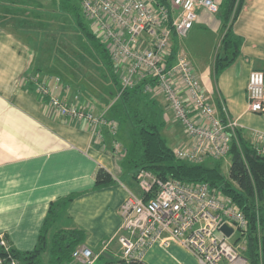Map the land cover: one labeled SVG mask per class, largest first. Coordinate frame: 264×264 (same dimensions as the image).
<instances>
[{
  "label": "crops",
  "instance_id": "obj_1",
  "mask_svg": "<svg viewBox=\"0 0 264 264\" xmlns=\"http://www.w3.org/2000/svg\"><path fill=\"white\" fill-rule=\"evenodd\" d=\"M12 1L22 5L24 0H0V234L7 236L18 250H31L50 203L73 196L55 227L83 229L86 236L80 246L90 248L97 257L112 255L117 260V243L113 241L104 250L103 246L119 227L118 208L128 190L136 193L139 189L133 171L128 169L127 173L123 165V152L114 148L120 144L123 149V144L112 137L106 126L96 133L86 122L58 115L31 89L30 83L26 86V77L46 75V66L42 72L34 71L41 43L33 39L40 31H32V24L27 23L28 18L32 20V13L2 19L8 8H20ZM212 1L219 11L199 9L187 37L173 38L172 52L186 53L202 88L219 110L224 108L228 118L238 122L239 132L249 141L253 130L264 132V114L248 111L246 92L249 72L264 73V0H244L232 26L233 32L242 38L240 52L217 76L214 62L225 26L221 18L214 17L221 11L222 0ZM21 30L32 32L33 38L30 33L29 37L19 34ZM191 33L197 37L191 39ZM67 84L69 101L85 104L111 120L107 116L108 105L97 108L91 102L96 100L89 99L88 93ZM167 126L168 123L166 132L175 140L176 147L183 137L181 126ZM98 167L107 170L114 182L97 187ZM146 263L150 264L147 259Z\"/></svg>",
  "mask_w": 264,
  "mask_h": 264
},
{
  "label": "built area",
  "instance_id": "obj_2",
  "mask_svg": "<svg viewBox=\"0 0 264 264\" xmlns=\"http://www.w3.org/2000/svg\"><path fill=\"white\" fill-rule=\"evenodd\" d=\"M168 2L169 7L159 0H79V5L108 49L121 89L143 83L144 93L166 102L172 122L178 123L183 132L175 147L176 157L188 163L220 160L228 156L238 122L229 119L224 108L216 107L183 50L176 53L174 62L169 59L173 38L182 40L188 35L196 12L202 8L216 12L218 6L212 0ZM29 83L58 115L86 122L96 133L103 126L118 133L115 120L106 119L85 104L69 101V86L59 76L41 77L36 73ZM246 92L248 111L264 114L262 71L249 72ZM248 142L257 155L264 157V132L253 130ZM114 148L123 150L120 144ZM137 180L141 193L128 190L118 208L119 227L103 246L107 249L116 241L119 264H147L145 258L151 250H168L172 245L187 250L196 264H252L244 242L249 219L219 188L204 181L162 179L146 170L137 173ZM224 224L232 228L229 236L221 231ZM235 231L239 235L232 239ZM92 252L78 246L72 257L92 264ZM10 264H16L15 260Z\"/></svg>",
  "mask_w": 264,
  "mask_h": 264
},
{
  "label": "trees",
  "instance_id": "obj_3",
  "mask_svg": "<svg viewBox=\"0 0 264 264\" xmlns=\"http://www.w3.org/2000/svg\"><path fill=\"white\" fill-rule=\"evenodd\" d=\"M168 1L159 0L161 4L169 7ZM13 2L16 3L17 1ZM243 2L244 0H222L219 17L225 26V32L221 38L220 51L215 58L214 76L219 75L233 63L240 52L242 38L233 32L232 26L241 11ZM16 5L20 8H8L7 13L2 14V19H7L8 15L13 18L19 13H32V20L27 19V23L32 24L29 29L32 31L37 29L41 33L45 32L43 30L44 26H49L53 20H51L53 17L49 13L50 10L47 9V11L46 7L38 9V6L33 3H22V5L16 3L14 6ZM72 10L74 11L75 22L83 29L85 37L95 43L93 45L95 53L92 56L105 65V74L99 69L103 79L101 85L103 86L106 81L116 84L115 98L107 107V116L118 123L120 136L116 138L123 144L122 160L127 168L133 171L132 177L135 178L139 171L146 170L162 179L175 178L187 182L204 181L208 182L211 187L219 188L233 199L236 207L242 210L249 219L246 257L252 264H264V235L260 237V247H258L259 239L257 235L259 228L260 231L264 229V206L262 205L264 204V157L256 154L248 140H245L238 130L236 132L238 133L236 134V140L232 139L230 144L228 155L231 159L227 174H224L222 170L221 160H215L213 165L208 166L204 165L203 162L192 164L176 159L172 148L167 144L161 133L162 128L165 126V121L162 117V110H160L156 100L143 92V83L131 88L121 89L119 75L115 71V64L112 62L108 49L101 37L97 36L96 33L94 34L86 26L83 21L86 18L81 11L80 5L79 8L73 7ZM40 25H43V27ZM39 27L42 30H39ZM61 29L65 30L62 25ZM37 34L40 33L37 32ZM40 46L42 44L38 48ZM58 54L65 56L66 52L61 51ZM60 55L57 57H61ZM174 55L171 52L170 61H173ZM50 58L52 57L48 54L43 59L36 60L38 63L36 62L33 65L36 68L34 71L42 72L46 66L43 73L57 75L62 81V76L69 79L71 78V73L75 78L79 76L78 64L72 62H69L63 69L48 71ZM72 61L74 62V60ZM68 79L63 81L65 85L70 82ZM113 182L114 179L108 171L103 167H98L95 174V185L97 187L106 186ZM139 192L140 190L138 189L136 193ZM72 197L67 196L50 203L39 229L36 244L31 250H18L5 236L8 248L6 249L0 244L2 264H10L13 259L19 264H41L46 252L47 264L71 262L73 250L84 242L86 233L79 228H56L55 224L72 200ZM53 227L55 229L51 231ZM114 261L116 262V260L100 255L93 264H113Z\"/></svg>",
  "mask_w": 264,
  "mask_h": 264
},
{
  "label": "rangeland",
  "instance_id": "obj_4",
  "mask_svg": "<svg viewBox=\"0 0 264 264\" xmlns=\"http://www.w3.org/2000/svg\"><path fill=\"white\" fill-rule=\"evenodd\" d=\"M23 3L24 4L33 3L35 4V6H38V9H44L46 7L45 9L50 10L49 13L53 17L51 18V20L53 19L51 23L49 22L50 23L49 26L48 25L44 26L45 28H43V30H45V32L44 33L40 32V34L36 35L35 38H33L32 32H22L21 30L19 33V34H23L26 37H29L30 36L29 33H30L32 38L34 39V42L35 40H39L38 43L42 44V46L38 48V51L40 53V56H39L40 59H43L46 55L50 54V57L52 58H50V60L48 61L49 63L48 71L51 70L52 72L53 70H56L59 68L63 69L68 65L69 62L77 63L79 67V69L77 70H79L80 74L77 78H75V76L70 72L71 80L69 84L72 86V88L84 90L86 93H88L89 94L88 98L95 99L97 102L96 103L95 101L92 100L91 101L92 104L95 105L99 109H103L104 106L109 105L110 102L115 98L116 84L114 82L110 83L106 81V83L103 86L101 85V83L103 82V79L101 77L102 74H100V71H102V73L105 74V65L99 60H97L96 57L92 56L95 53L94 46H93L95 43L91 39H87L85 37L83 29H81L75 22L74 11L72 9L73 7L79 8V0H69V1H65V0H24ZM214 17L215 19H220L219 15L217 14H215ZM46 20L44 21L46 22ZM83 21L85 22L86 26L89 28L90 31L94 32V34L96 33L97 36H100V33L97 31V29H95L93 25H91V22L89 20L84 19ZM61 25L64 27L65 30L61 29ZM40 26L43 27V25H40ZM40 29L42 30L41 27H39V30ZM220 35L221 33L218 34L219 37ZM193 37H197V36L194 35V33H191L190 38L192 39ZM61 51L66 52V55L62 56L58 54ZM58 55H60L61 57H57ZM97 58L100 59L99 56H97ZM72 60H74V62ZM64 79H68V78L64 77ZM25 80L24 82L26 86L29 87L28 85L29 78L26 77ZM97 98H100V100H98ZM154 100H156V102L159 105L160 110H162V117H163V120L165 121V126L162 128L161 133L163 137L166 139L167 144L170 147H175V140L166 132V124L168 123L170 127L169 126L167 127H169L170 129H173L176 126L177 127L179 126L178 124L173 125V122L171 120L172 119L171 113L168 109H166V102L162 99V97H159V99L156 98ZM117 136H120V132L117 133L116 131V133H114L112 137H117ZM123 143L125 142L123 141ZM230 159L231 158L229 155L225 158L220 159L221 160L220 164H221L224 174L228 173V169L230 166ZM202 162L204 163V165L211 166L214 164L215 160L206 159ZM126 168L127 167L125 166V169ZM128 171L129 170L127 168V173L130 172ZM133 179L137 184L136 176ZM262 205L264 206V204ZM246 230H247V237L245 239V243L247 244L248 227ZM238 235L239 233L235 231L232 239H235ZM257 235L259 239L258 247H260L261 246L260 237L264 235V229L260 231V228H259V230H257ZM1 240L4 241L3 244H1ZM0 244L3 246H7V241L3 234H0ZM46 253H44L45 255L43 256V261L41 264H47L46 262L47 254ZM149 254L150 256L148 258L146 257L145 260L147 259L150 264H175V262H182L186 264H196L194 261V258L187 251H185V249L181 247L175 248V246H172L171 249L169 250L155 247L153 250L149 252ZM172 255H174L175 259L172 257ZM108 256H110L108 258L112 259V255H108ZM118 261L119 259H117L116 262L114 261L113 264H119ZM64 264H80V263H78V261L74 262V259L72 257L71 262L64 263Z\"/></svg>",
  "mask_w": 264,
  "mask_h": 264
},
{
  "label": "bare ground",
  "instance_id": "obj_5",
  "mask_svg": "<svg viewBox=\"0 0 264 264\" xmlns=\"http://www.w3.org/2000/svg\"><path fill=\"white\" fill-rule=\"evenodd\" d=\"M175 57H176V54L174 55V59H173V62L175 61ZM248 96V95H247ZM103 115V114H102ZM104 116V115H103ZM236 134H238V133H236ZM237 136V135H236ZM250 138V137H249ZM231 147V146H230ZM173 153H174V156H175V158L176 159H178L177 157H176V155H175V149L173 150ZM178 160H180V159H178ZM181 161V160H180ZM183 161V160H182ZM193 164V163H192ZM151 173V172H150ZM153 175V174H152ZM136 178H137V175H136ZM137 186H138V188H139V190H140V192L139 193H136V194H140L141 193V189H140V186H139V184H138V180H137ZM133 193H135V192H133ZM120 207V206H119ZM247 227H248V223H247V226H246V229H247ZM244 230V242H245V239H246V237H247V230ZM222 231V230H221ZM223 232V231H222ZM8 248V247H7ZM76 249V248H75ZM74 249V250H75ZM73 250V251H74ZM92 255H93V257L95 258V260H94V262L97 260V256L94 254V252H92ZM16 262V261H15ZM93 262V263H94ZM145 262H146V260H145ZM78 263H80V264H87V263H85V262H78ZM92 263V264H93ZM17 264V263H16Z\"/></svg>",
  "mask_w": 264,
  "mask_h": 264
},
{
  "label": "water",
  "instance_id": "obj_6",
  "mask_svg": "<svg viewBox=\"0 0 264 264\" xmlns=\"http://www.w3.org/2000/svg\"><path fill=\"white\" fill-rule=\"evenodd\" d=\"M221 230L227 235L229 236L231 233H232V228L226 224H224L222 227H221Z\"/></svg>",
  "mask_w": 264,
  "mask_h": 264
}]
</instances>
